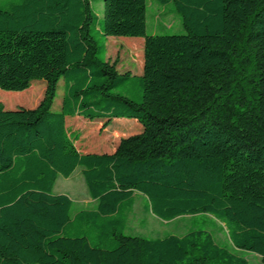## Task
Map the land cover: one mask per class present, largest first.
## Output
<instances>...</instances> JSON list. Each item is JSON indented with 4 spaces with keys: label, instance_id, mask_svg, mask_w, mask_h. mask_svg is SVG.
I'll list each match as a JSON object with an SVG mask.
<instances>
[{
    "label": "trees",
    "instance_id": "16d2710c",
    "mask_svg": "<svg viewBox=\"0 0 264 264\" xmlns=\"http://www.w3.org/2000/svg\"><path fill=\"white\" fill-rule=\"evenodd\" d=\"M153 1L184 33L147 34L149 0H101V16L90 0H0V89L45 82L34 107L0 104V264H264V0ZM109 36L142 39L141 74L106 57ZM76 116L141 128L83 152ZM78 167L96 203L72 213L53 187ZM136 193L163 221L210 215L229 245L127 232Z\"/></svg>",
    "mask_w": 264,
    "mask_h": 264
},
{
    "label": "rangeland",
    "instance_id": "374dc122",
    "mask_svg": "<svg viewBox=\"0 0 264 264\" xmlns=\"http://www.w3.org/2000/svg\"><path fill=\"white\" fill-rule=\"evenodd\" d=\"M94 11L101 16V0H90ZM149 0L146 9V33L147 34H180L184 33L180 16L175 12L172 3L164 5ZM140 40L131 37L109 36L106 40V57L112 62L116 60V68L119 72L130 71L133 74H141L142 52ZM143 44V43H142ZM45 82L42 79H34L31 86L23 91H6L0 89V104L5 109L18 106L34 107L42 98ZM63 94L62 80L58 83L56 97L52 108L59 109ZM118 120V121H117ZM89 120L83 117H67L68 128L80 133V140L76 143L83 152H111L119 139L126 133L134 134L140 131L141 124L135 119H112L106 127H102L103 120ZM116 132V133H115ZM123 134H118V133ZM115 133V134H114ZM54 193H64L73 200L71 212L81 208H94L93 200L84 182L82 168L78 167L67 178L58 176L53 187ZM146 199L142 195L135 194V203L128 214L127 232L141 235L146 238L162 237L167 234L182 235L191 228H203L210 231L217 242L229 245L223 223L206 214L195 216H181L171 221H163L149 212L144 211ZM245 256L249 264H263L260 256L246 251H238Z\"/></svg>",
    "mask_w": 264,
    "mask_h": 264
},
{
    "label": "crops",
    "instance_id": "0c3cea01",
    "mask_svg": "<svg viewBox=\"0 0 264 264\" xmlns=\"http://www.w3.org/2000/svg\"><path fill=\"white\" fill-rule=\"evenodd\" d=\"M163 8L165 7V6H162ZM140 43H141V40H140Z\"/></svg>",
    "mask_w": 264,
    "mask_h": 264
}]
</instances>
